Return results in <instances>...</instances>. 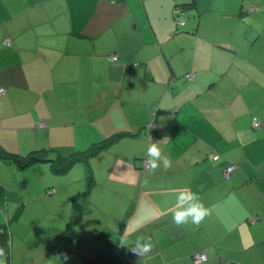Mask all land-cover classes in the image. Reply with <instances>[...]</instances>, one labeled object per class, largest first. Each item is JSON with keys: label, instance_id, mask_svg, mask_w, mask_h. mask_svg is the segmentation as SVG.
I'll list each match as a JSON object with an SVG mask.
<instances>
[{"label": "crops", "instance_id": "obj_1", "mask_svg": "<svg viewBox=\"0 0 264 264\" xmlns=\"http://www.w3.org/2000/svg\"><path fill=\"white\" fill-rule=\"evenodd\" d=\"M230 5L231 14L202 0H0V148L67 156L119 135L90 159L92 176L103 168L120 193L122 176L142 183L126 221L142 216L159 244L148 254L154 263L133 252L119 263L123 228L106 225L120 221L125 202L90 200L97 187L88 178L91 198L80 201L85 162L60 174L48 161L22 168L0 156L6 264H97L88 254L104 261L119 243L116 264H195L200 251L203 264H264V0ZM152 142L170 158L168 170L143 169ZM183 189L210 209L199 225L173 221ZM75 201L83 254L61 231ZM39 208L43 228L30 217ZM46 208L59 226L46 229Z\"/></svg>", "mask_w": 264, "mask_h": 264}, {"label": "rangeland", "instance_id": "obj_2", "mask_svg": "<svg viewBox=\"0 0 264 264\" xmlns=\"http://www.w3.org/2000/svg\"><path fill=\"white\" fill-rule=\"evenodd\" d=\"M202 4H203L204 7H207V8H210V7L218 8L219 10H222V11H225V12H228V13L231 14L230 0H202ZM183 6L186 9L189 7V5H183ZM184 17L186 18V16H184ZM189 18H192V16H189ZM227 23H231V17H228ZM183 29H184V27H183ZM232 82H234V81H232ZM237 127L241 128L240 125H238ZM231 131L233 133L238 132L236 126H234ZM97 175H98L97 178L94 176L95 179L91 180V186H96L97 187V190H95V192H93L91 194L92 198L89 195L90 182L87 181L86 175H85V183L87 181L88 187L84 191H81V193H77V196L80 199V201L89 200L90 198H91L90 200H93V199H96V197H99L101 199L107 198L106 199L107 201L114 202L116 204H118V203L115 200H118V201L123 200L125 202V205H124V212L125 213L121 217L120 221L116 222V225L110 224V223L106 225L107 231L109 229L119 228V226H120V228L121 227L123 228V234H124L123 256L119 260V263L121 261H124V259L128 255H130V253L132 251L129 250V247L134 246V244H135V242H136V240L138 238H140L141 240L146 239V238H150L151 241H152V244H153V250L152 251L159 250V244H158V241L156 240L158 238V236H157L158 233H156V232L155 233H149L148 232V231H151L150 227L149 226H145L147 224L146 221L142 222V216L137 215L135 220L131 221L129 224H127V221H126L127 217L129 216L128 212H130L132 210V209H129L127 211V213H126L127 202L130 203L131 200H132L131 197H130L131 196V190H134L135 186H138V185L141 186L142 183L141 182L139 183V181H138V179L136 177H133V176H122L121 179H120V183L123 184L122 185L123 193H120V192L114 190L115 189L114 186L116 185L117 182H109V181L106 180V178H108V177H105L107 175V173H105L103 171V168H101V170H99ZM66 183L67 182H64V184H66ZM98 188H99V193H98ZM36 206L37 207H41L42 204H37ZM39 211H41V212L37 213L35 210H33L32 211L33 213L30 214V217L37 218L36 219L37 225L39 227L43 228V227H45L46 220L43 219V218H40V217L45 216L46 213H45V209L44 208H39ZM46 212H47V215L51 219L50 222L48 223V225L46 226V229L51 228V227L59 226V224L57 225V224L54 223L58 218L53 213H51V209L50 208L49 209L46 208ZM71 218H73V217H71ZM66 224H67V222L61 224V231L62 232L67 229ZM84 226H85L84 224H81V227H80L81 231L84 230ZM80 229L78 230V232H80ZM108 244L115 247L118 244V242H115V240L113 239V240H108ZM120 250H121V245L119 243V245L115 248V251H116L115 254L118 255L120 253ZM89 252H91V251L89 250ZM166 254L161 252L160 255L163 256V258H166ZM116 255L109 256L104 261H110L111 260V261H113L112 262L113 264L114 263L116 264L117 260L119 259V257L116 258ZM88 257H90L89 254H88ZM146 258L150 259L151 263H154V261L156 259V257H150L148 255H146L144 257H140L141 261H144V259H146ZM98 261H100V260H98ZM104 261H101V262H104Z\"/></svg>", "mask_w": 264, "mask_h": 264}, {"label": "clouds", "instance_id": "obj_3", "mask_svg": "<svg viewBox=\"0 0 264 264\" xmlns=\"http://www.w3.org/2000/svg\"><path fill=\"white\" fill-rule=\"evenodd\" d=\"M160 142H152L147 147V156L149 158L150 168L153 172L163 165L165 170L172 167V162L167 155H164L159 146ZM147 183V181H145ZM173 216V221L176 225L192 223L199 225L207 216L210 209L205 207L200 200L198 193L189 189L179 190L176 196L175 205L170 209ZM129 250L140 257H144L152 252L153 244L150 238L141 240L138 238L134 246L129 247ZM69 257L65 255V260ZM0 264H6V252L4 248H0Z\"/></svg>", "mask_w": 264, "mask_h": 264}, {"label": "trees", "instance_id": "obj_4", "mask_svg": "<svg viewBox=\"0 0 264 264\" xmlns=\"http://www.w3.org/2000/svg\"><path fill=\"white\" fill-rule=\"evenodd\" d=\"M188 5L193 6V2L189 3ZM175 15H176L177 19L180 17V15L177 14L176 12H175ZM191 75H192V73H188V74H186V77L188 79H192V77H190ZM118 136H113L111 138L105 139V140L93 145L89 149L80 151L78 153L75 152V153H72V154L67 155V156L52 155L50 153L51 149H47V148H43V149H39V150L30 152L28 155L21 156V157H18L17 155H14L13 153H5L0 148V156H2L5 159H10V158L16 159L19 166H21L22 168H26V167L30 166L31 164H33L37 161H44V162L48 161L51 163L53 170L56 173H60V174L65 173L74 162L82 161V162H85V164H86L87 171H88L87 178L89 179V181H91V180H93L94 177L92 176V172L90 169V159L92 158V156H94L98 152V150H100V148L107 146L112 140H115L116 137H118ZM232 166H234V165H232ZM143 169H144V167H143ZM226 177L228 178L229 176H226ZM74 203H75V208H76V214L73 216V218L69 219V221H68V224H67L68 238L71 239V241L75 244L72 249L75 248L76 249V250L74 249L75 252L83 254V251L81 248L82 247V241H81V239L77 233V229H76V224L81 218V211L82 210L80 208V203L78 201H75ZM4 247H5L4 248L5 250L8 249V246H4ZM201 252L202 251L197 252L193 255V262L195 264H197L195 262L196 254L201 253ZM203 253H205V252H203ZM86 258H87L86 260H88L90 262H95L97 264H111L113 262L111 260L106 261V262H99V261L91 260L88 257H86ZM203 263H204V261L201 264H203Z\"/></svg>", "mask_w": 264, "mask_h": 264}, {"label": "built area", "instance_id": "obj_5", "mask_svg": "<svg viewBox=\"0 0 264 264\" xmlns=\"http://www.w3.org/2000/svg\"><path fill=\"white\" fill-rule=\"evenodd\" d=\"M176 13H177V14H180V8H177ZM178 22H179V25H181V26H182V25H185V23H186V19L180 16V17L178 18ZM111 58L114 59V60H116V59H117V55H112ZM190 77H192V75H191ZM2 92H4V89H0V93H2ZM260 122H261V121L258 120V118H256V117L253 119V125H254L255 127H259V126L261 125ZM149 166H150V164H149V160L145 159V160H144V163H143V167H144V169L147 170V169L149 168ZM233 169H234V166H229V167H227V169L225 170V175H226V176H229V174L233 171ZM206 259H207V255H206V253L201 252V253L196 254L195 262H196L197 264H201V263H202L203 261H205Z\"/></svg>", "mask_w": 264, "mask_h": 264}]
</instances>
